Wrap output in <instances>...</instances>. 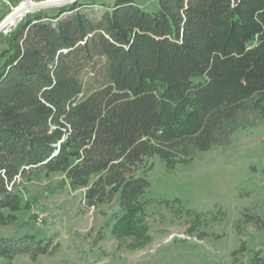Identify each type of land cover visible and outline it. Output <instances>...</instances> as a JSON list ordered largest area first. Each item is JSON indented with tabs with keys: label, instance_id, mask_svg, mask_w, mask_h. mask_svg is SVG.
Segmentation results:
<instances>
[{
	"label": "trees",
	"instance_id": "trees-1",
	"mask_svg": "<svg viewBox=\"0 0 264 264\" xmlns=\"http://www.w3.org/2000/svg\"><path fill=\"white\" fill-rule=\"evenodd\" d=\"M5 42L0 226L19 209L18 178L44 170L86 189L90 207L116 201L113 234L138 233L150 160L185 145L209 151L264 97V0H157L153 10L76 0L27 13ZM49 247L31 235L0 237V258Z\"/></svg>",
	"mask_w": 264,
	"mask_h": 264
},
{
	"label": "rangeland",
	"instance_id": "rangeland-1",
	"mask_svg": "<svg viewBox=\"0 0 264 264\" xmlns=\"http://www.w3.org/2000/svg\"><path fill=\"white\" fill-rule=\"evenodd\" d=\"M75 1L10 0L14 11L33 3L28 13ZM135 1L147 10L157 3ZM14 11L0 5V26ZM7 35L0 31V51ZM217 139L207 152L185 145L170 160H150V188L139 198L145 228L135 234L111 232L116 201L90 207L86 189L72 191L59 173L20 178L19 209L10 213L12 224L0 226V237L31 235L49 252L0 264H255L264 258V97L249 102Z\"/></svg>",
	"mask_w": 264,
	"mask_h": 264
},
{
	"label": "bare ground",
	"instance_id": "bare-ground-1",
	"mask_svg": "<svg viewBox=\"0 0 264 264\" xmlns=\"http://www.w3.org/2000/svg\"><path fill=\"white\" fill-rule=\"evenodd\" d=\"M57 2V1H56ZM56 2H53L56 3ZM49 3V2H48ZM51 4V3H50ZM35 7L33 3H22L5 21H4V26H10L15 23V21L25 13L28 9Z\"/></svg>",
	"mask_w": 264,
	"mask_h": 264
},
{
	"label": "built area",
	"instance_id": "built-area-1",
	"mask_svg": "<svg viewBox=\"0 0 264 264\" xmlns=\"http://www.w3.org/2000/svg\"><path fill=\"white\" fill-rule=\"evenodd\" d=\"M0 5L1 6H7V7H9L10 9H13V11H14V7H13V5L11 4V2H10V0H0ZM26 14L28 13V12H25ZM22 14L19 18H18V20H17V23L19 22V21H21L22 20V18L26 15V14ZM16 23V24H17ZM4 24V21L2 22V24L1 25H3ZM16 24L14 25V27L16 26ZM2 30H5V33L6 34H9L11 31H12V28H10V29H6V27L3 25V29ZM20 178H18V180H19ZM8 189L10 190V191H12L13 190V184H11L9 187H8Z\"/></svg>",
	"mask_w": 264,
	"mask_h": 264
},
{
	"label": "water",
	"instance_id": "water-1",
	"mask_svg": "<svg viewBox=\"0 0 264 264\" xmlns=\"http://www.w3.org/2000/svg\"><path fill=\"white\" fill-rule=\"evenodd\" d=\"M37 6H40V5H37ZM25 12H28V11H25ZM3 29V25L0 26V31Z\"/></svg>",
	"mask_w": 264,
	"mask_h": 264
},
{
	"label": "crops",
	"instance_id": "crops-1",
	"mask_svg": "<svg viewBox=\"0 0 264 264\" xmlns=\"http://www.w3.org/2000/svg\"><path fill=\"white\" fill-rule=\"evenodd\" d=\"M5 48H7V44H6V47ZM5 48H3V49H5Z\"/></svg>",
	"mask_w": 264,
	"mask_h": 264
}]
</instances>
